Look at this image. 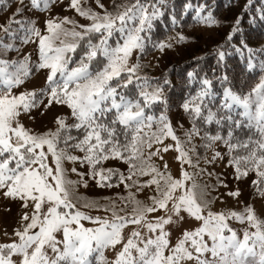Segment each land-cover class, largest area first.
<instances>
[{
    "label": "snow or ice",
    "instance_id": "6c2138e0",
    "mask_svg": "<svg viewBox=\"0 0 264 264\" xmlns=\"http://www.w3.org/2000/svg\"><path fill=\"white\" fill-rule=\"evenodd\" d=\"M0 264H264V0H0Z\"/></svg>",
    "mask_w": 264,
    "mask_h": 264
},
{
    "label": "trees",
    "instance_id": "16d2710c",
    "mask_svg": "<svg viewBox=\"0 0 264 264\" xmlns=\"http://www.w3.org/2000/svg\"><path fill=\"white\" fill-rule=\"evenodd\" d=\"M224 31H225L224 29H221V30L219 31L217 37H215V39H217V40L222 39V35H221V34H222ZM210 47H211V43L209 42V44H208V48H210ZM199 49H200V50H205V51L208 50L207 48L204 47V44H203V45L200 44V45H199ZM197 54H199V53L197 52ZM185 59H188V53H187V52L185 53V55H184V54L182 55L181 60H176L173 56H171V57H167V58H166V61L169 62V63L175 61V62L179 63L181 66H183V61H184ZM163 67H164V62L161 63V68H160V69H156V72L158 73Z\"/></svg>",
    "mask_w": 264,
    "mask_h": 264
},
{
    "label": "rangeland",
    "instance_id": "374dc122",
    "mask_svg": "<svg viewBox=\"0 0 264 264\" xmlns=\"http://www.w3.org/2000/svg\"><path fill=\"white\" fill-rule=\"evenodd\" d=\"M213 36H214V38L215 37H217V35H218V33H216V32H213V34H212ZM201 44L203 45L204 44V41L202 40L201 41ZM185 53L186 52H181V54L180 55H176L175 53H172V54H170L168 57H171V56H173L176 60H181V58H182V55L184 54L185 55Z\"/></svg>",
    "mask_w": 264,
    "mask_h": 264
}]
</instances>
